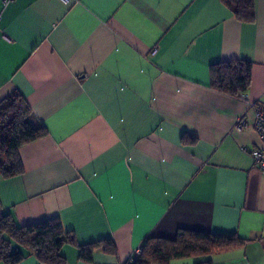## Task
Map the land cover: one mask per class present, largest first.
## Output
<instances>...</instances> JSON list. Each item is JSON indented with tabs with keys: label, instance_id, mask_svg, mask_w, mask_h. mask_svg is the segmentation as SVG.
I'll return each instance as SVG.
<instances>
[{
	"label": "crops",
	"instance_id": "0c3cea01",
	"mask_svg": "<svg viewBox=\"0 0 264 264\" xmlns=\"http://www.w3.org/2000/svg\"><path fill=\"white\" fill-rule=\"evenodd\" d=\"M254 8L242 22L221 0H0V100L20 93L47 132L18 148L22 173L0 177L2 210L17 225L59 218L75 240L66 264H125L179 229L245 240L212 264H264L261 141L233 130L264 107V0ZM234 59L251 62L236 97L209 72ZM106 241L114 251L80 259Z\"/></svg>",
	"mask_w": 264,
	"mask_h": 264
},
{
	"label": "trees",
	"instance_id": "16d2710c",
	"mask_svg": "<svg viewBox=\"0 0 264 264\" xmlns=\"http://www.w3.org/2000/svg\"><path fill=\"white\" fill-rule=\"evenodd\" d=\"M221 1L239 21H254V0ZM209 72L212 90L236 97L250 85L251 62L238 59L220 61L210 65ZM46 133L44 127L33 124L30 106L20 93L13 92L0 100V177L22 173L18 148ZM12 243L34 253L40 264H66L61 247L66 243L75 244V240L57 217L17 225L0 205V260L5 264H17L25 257L22 250L12 248ZM244 243V239L234 234L179 229L173 238L147 237L140 246L141 254L129 258L125 264H171L182 259H194L193 264H212L205 257ZM100 244L104 250H115L114 244L108 241L81 245L80 259L89 261L93 248Z\"/></svg>",
	"mask_w": 264,
	"mask_h": 264
},
{
	"label": "built area",
	"instance_id": "2783aa9c",
	"mask_svg": "<svg viewBox=\"0 0 264 264\" xmlns=\"http://www.w3.org/2000/svg\"><path fill=\"white\" fill-rule=\"evenodd\" d=\"M12 0H2L3 4L6 5ZM64 4H69L72 0H60ZM252 127V129L257 133L261 145L255 147L250 151L254 165L259 169V171L264 174V107L255 106L254 107V120L253 123L248 124L245 117H240L234 124L233 130L240 132L246 128ZM142 248L139 246L131 253L130 258L138 256L141 254Z\"/></svg>",
	"mask_w": 264,
	"mask_h": 264
}]
</instances>
